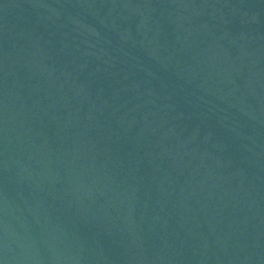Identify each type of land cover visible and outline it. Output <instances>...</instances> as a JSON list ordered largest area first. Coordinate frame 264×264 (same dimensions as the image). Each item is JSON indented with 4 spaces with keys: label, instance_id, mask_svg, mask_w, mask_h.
I'll return each instance as SVG.
<instances>
[{
    "label": "water",
    "instance_id": "water-1",
    "mask_svg": "<svg viewBox=\"0 0 264 264\" xmlns=\"http://www.w3.org/2000/svg\"><path fill=\"white\" fill-rule=\"evenodd\" d=\"M0 264H264V0H0Z\"/></svg>",
    "mask_w": 264,
    "mask_h": 264
}]
</instances>
